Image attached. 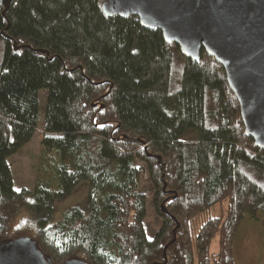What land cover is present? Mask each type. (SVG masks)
<instances>
[{"label":"trees","instance_id":"16d2710c","mask_svg":"<svg viewBox=\"0 0 264 264\" xmlns=\"http://www.w3.org/2000/svg\"><path fill=\"white\" fill-rule=\"evenodd\" d=\"M103 1H0V247L30 238L53 264H234L243 214L264 226V151L213 57L183 56L135 16L105 15ZM39 89L34 183L16 189L6 158L37 126ZM80 181L85 207L52 221ZM23 208L29 219L12 226Z\"/></svg>","mask_w":264,"mask_h":264},{"label":"water","instance_id":"95a60500","mask_svg":"<svg viewBox=\"0 0 264 264\" xmlns=\"http://www.w3.org/2000/svg\"><path fill=\"white\" fill-rule=\"evenodd\" d=\"M101 9L107 16H135L143 28L158 29L193 61L200 50L213 57L238 102L244 134L264 151V0H105ZM0 264L53 263L33 240L20 237L0 247Z\"/></svg>","mask_w":264,"mask_h":264},{"label":"rangeland","instance_id":"374dc122","mask_svg":"<svg viewBox=\"0 0 264 264\" xmlns=\"http://www.w3.org/2000/svg\"><path fill=\"white\" fill-rule=\"evenodd\" d=\"M44 109V90H38V109L37 118L33 133L29 140L21 149L6 158L7 164L12 174L13 185L16 189H32L37 167V158L39 154V134L41 132L40 123ZM193 137L191 134L182 135L181 139L188 141ZM85 181L77 183L71 191L63 198L53 202L52 221L60 217L63 209L71 206L85 207L86 201ZM148 199L151 197V191L144 186ZM224 212V203L216 204L210 210L211 214L220 215ZM30 212L27 209H20L18 214L12 219V226H19L29 219ZM203 216H200L195 223H200ZM261 214L257 212L255 216L248 213L243 214V218L232 239V258L234 264H264V226L260 222ZM144 229L148 238H151L160 226V218L155 214L149 205L146 217L143 221ZM173 237V236H172ZM210 248L215 250L214 242Z\"/></svg>","mask_w":264,"mask_h":264}]
</instances>
